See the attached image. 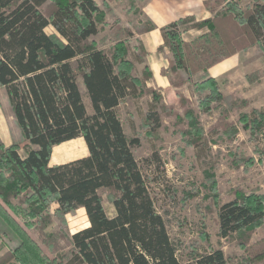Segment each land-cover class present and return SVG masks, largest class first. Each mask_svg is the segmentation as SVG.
<instances>
[{"label":"trees","instance_id":"16d2710c","mask_svg":"<svg viewBox=\"0 0 264 264\" xmlns=\"http://www.w3.org/2000/svg\"><path fill=\"white\" fill-rule=\"evenodd\" d=\"M113 1L0 0V89L19 130L12 143L0 136V236L11 248L0 264L9 259L19 264H229L222 249L201 252L171 238L133 152L140 140L125 133L117 108L128 97L151 94L145 120L150 133L159 138L162 111L174 113L188 124L182 135L196 149L207 142L182 92L187 88L201 96V109L211 114L219 108L218 121L225 130L232 128L228 119L243 104L223 95L222 81L209 70L253 47L258 54L251 60L264 58V0H209L211 18H183L160 30V49L170 53L162 75L173 87L183 116L146 86L153 77L147 53L139 38L134 47L132 41L152 26L136 25L135 32L123 26L113 14ZM111 12L108 46V36L97 38ZM49 27L56 33L48 34ZM192 29L207 31L185 41L183 35ZM137 64L143 65L141 75ZM262 78V70L246 76L250 83ZM239 120L251 132L264 129V111L241 113ZM79 138L87 156L51 164L55 147ZM146 163L158 170L163 166L158 151ZM103 190L113 192L112 216L105 209ZM80 209L89 224L65 235L70 255L57 262L41 243L51 249L55 220L66 223L67 215ZM218 223L221 238H233L245 250L241 264H264V194L237 193L220 205ZM257 230L263 234L253 238Z\"/></svg>","mask_w":264,"mask_h":264},{"label":"rangeland","instance_id":"374dc122","mask_svg":"<svg viewBox=\"0 0 264 264\" xmlns=\"http://www.w3.org/2000/svg\"><path fill=\"white\" fill-rule=\"evenodd\" d=\"M97 2L101 4V0H97ZM140 3L134 0H125L110 6L113 9V14L120 18L121 24L131 27L135 32L136 25H146L147 23L141 18L140 8H138ZM110 14L104 20L106 27L102 28V32L97 38L100 40L108 36V46L112 44L109 32L113 25V16L112 12ZM139 28L142 27L139 26ZM46 31L48 34L56 33L52 27ZM137 38L139 37L135 34L132 41L133 47L137 45ZM256 63L250 65V62L245 61L241 69L238 67L218 78L222 81L223 95L232 96L238 104H243L240 110L231 113L228 122L233 125L228 130H225L226 128H223L222 123L218 121L219 108H215L211 114L207 113L199 107L198 100L201 96L187 88L182 90L184 95L189 98L188 107L195 111L197 122L203 129L207 142L196 149L187 145L184 140L186 136L182 135L183 131L188 130V124L180 123L174 113L162 111L163 127L158 135L159 138L150 133L149 128L145 126V120L153 101L151 94L144 92L137 98L128 97L117 108L125 133L129 137L140 140V146L134 148L133 152L144 175L150 180L149 187L156 209L164 218L171 238L180 243L182 247H196L201 252L211 248L222 249L230 261L229 264H241V258L246 254L235 239H223L219 235V207L236 197L239 192L264 194V129L259 133L251 132L246 130L239 120L241 113L253 116L254 110L264 111V78L254 83H250L246 79L247 75L260 70L264 71V67H262L264 62H261L260 66H257ZM142 69L143 65L137 64V74L141 75ZM150 81L151 79L146 82L147 88L157 91L166 105H172L174 111L179 116H183L184 110L174 92L170 97L161 89L148 86ZM79 86L85 93V87L81 80ZM84 100L88 111L91 112L86 94H84ZM0 115L4 116V120L0 119V123L9 127L12 134L19 136L7 95L2 89H0ZM157 151L163 165L160 170L156 166L150 167L146 163V159L151 158ZM84 152L83 143L80 141L55 147L51 164L64 163ZM21 154L24 155V151H21ZM250 159L252 164L246 165L248 164L247 160ZM101 195L107 214L112 216L114 214L111 204L113 192L103 190ZM63 224L64 226H61ZM88 224L84 209L67 215L66 223L56 219V226L51 230L56 238L53 240L54 246L49 249L40 242L43 251L50 252V256L55 261L64 262L65 257L70 255V245L65 235H72L85 229ZM261 234L263 232L257 230L252 237L258 238ZM34 236L41 240L36 234ZM242 236L236 235V239ZM10 249V245L4 238L0 244V254L2 253L0 259ZM182 250L184 249L182 248ZM13 263L19 264L15 259L4 262V264Z\"/></svg>","mask_w":264,"mask_h":264},{"label":"crops","instance_id":"0c3cea01","mask_svg":"<svg viewBox=\"0 0 264 264\" xmlns=\"http://www.w3.org/2000/svg\"><path fill=\"white\" fill-rule=\"evenodd\" d=\"M95 1L97 2V0ZM123 1L125 0H114L112 3H110V5H113L116 2H123ZM134 1L141 2L138 7L140 8L141 18L152 26L151 30L144 31L140 35L137 34L147 53L146 61L153 76L148 86L159 88L163 91V93H167L171 97V95H173L172 93L174 92V90L172 89L168 79L162 75V70L167 63V59L170 57V53L167 48H164V50L162 51L160 49L164 44L160 30L163 27L168 26L171 23L176 22L183 18L193 17L197 21H204L211 18L212 13L209 11V8L207 7L206 4V2L209 0H134ZM206 31H207L206 29L204 30L192 29L187 33H185L183 37L185 41H192L193 39L204 34ZM257 52H258V48L253 47L247 53H240L234 57L228 58L220 62L219 64L212 67L209 70V73L213 78L218 79L219 77L233 71L238 67H240L239 69H241L243 62L245 61L250 62V65H253L254 63L257 62L256 63L257 66H260L261 62H264V58L261 57V58H255L256 60H250L257 54ZM0 119L3 121L4 116L0 115ZM0 136L4 141L8 143L9 142L12 143L11 142L12 133L9 127H7L2 123H0ZM75 141H80L83 143L85 152L80 156L65 161L64 163L77 160L88 155L87 147L82 138L75 139L70 142H66L60 146L73 143ZM64 163H59V164H64ZM2 242H3V238L0 236V244ZM1 255L2 253L0 254V256ZM13 264H17V263H13Z\"/></svg>","mask_w":264,"mask_h":264}]
</instances>
